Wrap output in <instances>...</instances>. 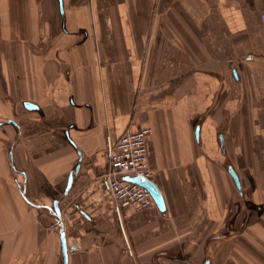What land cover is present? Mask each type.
<instances>
[{
	"label": "crops",
	"instance_id": "obj_1",
	"mask_svg": "<svg viewBox=\"0 0 264 264\" xmlns=\"http://www.w3.org/2000/svg\"><path fill=\"white\" fill-rule=\"evenodd\" d=\"M146 126L166 209L120 223L107 138ZM55 199L68 264H264V0H0V264H62Z\"/></svg>",
	"mask_w": 264,
	"mask_h": 264
},
{
	"label": "built area",
	"instance_id": "obj_2",
	"mask_svg": "<svg viewBox=\"0 0 264 264\" xmlns=\"http://www.w3.org/2000/svg\"><path fill=\"white\" fill-rule=\"evenodd\" d=\"M153 128H128L115 140L107 138V170L102 174L114 212L122 223L123 210H142L156 206L152 193L145 186L124 179L142 176L152 180L148 142ZM122 225V224H121ZM128 244V243H127ZM128 251L132 250L128 245Z\"/></svg>",
	"mask_w": 264,
	"mask_h": 264
},
{
	"label": "water",
	"instance_id": "obj_3",
	"mask_svg": "<svg viewBox=\"0 0 264 264\" xmlns=\"http://www.w3.org/2000/svg\"><path fill=\"white\" fill-rule=\"evenodd\" d=\"M26 106L33 107V104L32 103H26ZM198 133H199V127L196 128V135L197 136H198ZM77 151L79 154V161H78L77 165L75 166V168L72 171H70V173H69L67 186L65 188V194H67L70 191V189L72 188L74 177L78 174L80 167H81V164H82L83 153L80 149H78ZM229 171H230V173H231V175H232V177L236 183V186L238 187V189H241V182H240L239 176L237 175V173L235 172V170L232 167L229 168ZM124 179L130 180L133 182H137V183L145 186L146 188H148L149 191L153 195V198L155 200L157 207L161 211H164L166 209L164 197H163L160 189L158 188V186L156 185L155 182H153L152 180L147 179L145 177H142V176H125ZM53 213L56 216L57 222L60 226L59 236H60L61 250H62V257H63L62 264H68L69 249H71V250L74 249L76 247V245L73 243V244H71L70 248L68 246L66 230L64 229V227L62 225L61 209L59 206V200L58 199H55L53 202Z\"/></svg>",
	"mask_w": 264,
	"mask_h": 264
},
{
	"label": "rangeland",
	"instance_id": "obj_4",
	"mask_svg": "<svg viewBox=\"0 0 264 264\" xmlns=\"http://www.w3.org/2000/svg\"><path fill=\"white\" fill-rule=\"evenodd\" d=\"M64 195L65 194H63V189H62V187H61V189H60V191L58 192V193H53V194H51V195H49V199H47L48 201H51V199H53V198H64ZM66 197V196H65ZM53 206V205H52ZM49 217L52 219V222L56 225V231L58 232L59 231V229H60V226H59V224H58V222H57V218H56V216L54 215V213H53V208L49 211ZM65 220V219H64ZM69 223V222H68ZM65 230L66 231H68V232H70V230H71V228H74L72 225H69V224H66L65 225Z\"/></svg>",
	"mask_w": 264,
	"mask_h": 264
},
{
	"label": "bare ground",
	"instance_id": "obj_5",
	"mask_svg": "<svg viewBox=\"0 0 264 264\" xmlns=\"http://www.w3.org/2000/svg\"><path fill=\"white\" fill-rule=\"evenodd\" d=\"M61 209V208H60ZM61 216H63V214H62V209H61ZM68 246H69V241H68Z\"/></svg>",
	"mask_w": 264,
	"mask_h": 264
}]
</instances>
